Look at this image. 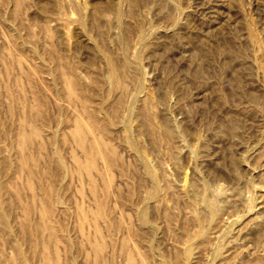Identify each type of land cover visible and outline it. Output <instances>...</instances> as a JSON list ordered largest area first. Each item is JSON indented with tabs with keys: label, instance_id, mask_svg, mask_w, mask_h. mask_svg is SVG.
Here are the masks:
<instances>
[{
	"label": "rangeland",
	"instance_id": "1",
	"mask_svg": "<svg viewBox=\"0 0 264 264\" xmlns=\"http://www.w3.org/2000/svg\"><path fill=\"white\" fill-rule=\"evenodd\" d=\"M129 259L264 264V0H0V264Z\"/></svg>",
	"mask_w": 264,
	"mask_h": 264
},
{
	"label": "bare ground",
	"instance_id": "2",
	"mask_svg": "<svg viewBox=\"0 0 264 264\" xmlns=\"http://www.w3.org/2000/svg\"><path fill=\"white\" fill-rule=\"evenodd\" d=\"M111 70L113 72V78L116 84H119V79L116 77L114 70H113V63L110 62ZM66 79V78H65ZM67 81V86H71L73 83L72 78L66 79ZM34 129V128H33ZM35 133L34 131L30 132ZM25 128H24V123L22 124V130L20 132V138L22 142H26L28 140L29 134ZM74 138L76 140V143L87 152V157L84 162L77 160L76 165L83 170L90 169L93 167L94 162L96 157L99 155V153L104 149V147L101 145L98 140L91 139V141L87 137V129L85 127V124L83 123L82 120L77 119L75 121V130H74ZM81 216L84 217L83 212H80ZM97 216L101 215V209L97 211ZM144 215V212H143ZM97 252L99 251L98 246H97ZM51 264H57L56 260H53ZM129 264H135L132 259H129Z\"/></svg>",
	"mask_w": 264,
	"mask_h": 264
}]
</instances>
